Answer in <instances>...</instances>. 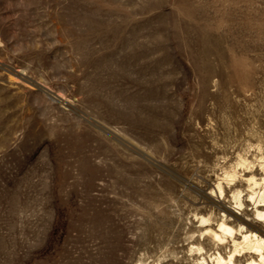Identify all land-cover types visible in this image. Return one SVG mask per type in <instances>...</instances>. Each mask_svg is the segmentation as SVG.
<instances>
[{
    "label": "rangeland",
    "instance_id": "obj_1",
    "mask_svg": "<svg viewBox=\"0 0 264 264\" xmlns=\"http://www.w3.org/2000/svg\"><path fill=\"white\" fill-rule=\"evenodd\" d=\"M260 164L264 0H0V264H212Z\"/></svg>",
    "mask_w": 264,
    "mask_h": 264
},
{
    "label": "bare ground",
    "instance_id": "obj_2",
    "mask_svg": "<svg viewBox=\"0 0 264 264\" xmlns=\"http://www.w3.org/2000/svg\"><path fill=\"white\" fill-rule=\"evenodd\" d=\"M241 164L245 170L252 168L245 161H242ZM259 167L262 174L259 180H256L253 173L244 176L243 180L248 184L247 191L249 195L247 196L248 201L246 202L252 203L253 205V221L264 225V164H260ZM236 173V171H232L231 173L227 172L224 178L232 182L238 178ZM221 184L223 183L217 182L214 189H210L213 193V195L211 194L212 203L221 209L227 215L226 217H234L238 226L235 228L226 219H221L215 223V226H210L208 225V219H201V223L203 224L201 235L205 236L217 249L228 248L229 250L225 257L219 251H216L211 263L238 264V257L241 254H245L248 256L245 264H264V228H260L254 223H249L248 219L238 216L240 214L239 211L244 207L241 192H237L232 197L236 207H227L222 203L224 191ZM202 249L197 248L196 250L202 251ZM202 262L208 264L205 259H202Z\"/></svg>",
    "mask_w": 264,
    "mask_h": 264
}]
</instances>
